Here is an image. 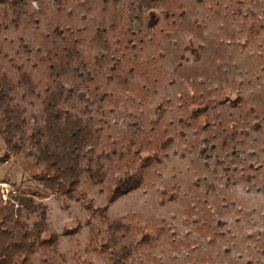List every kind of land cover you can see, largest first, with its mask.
Wrapping results in <instances>:
<instances>
[{"label":"rangeland","instance_id":"obj_1","mask_svg":"<svg viewBox=\"0 0 264 264\" xmlns=\"http://www.w3.org/2000/svg\"><path fill=\"white\" fill-rule=\"evenodd\" d=\"M25 5L15 24L0 0V72L16 81L20 66L33 86L18 85L14 103L30 124L41 118V58L59 25L99 60L91 80H65L77 86L64 105L95 128L91 165L105 174L82 175L75 198L34 197L50 235L30 264H264V0ZM4 152L0 136L2 206L11 190H40L23 168L30 157ZM133 157L150 158L142 184L109 201ZM37 219L22 210L29 226Z\"/></svg>","mask_w":264,"mask_h":264},{"label":"trees","instance_id":"obj_2","mask_svg":"<svg viewBox=\"0 0 264 264\" xmlns=\"http://www.w3.org/2000/svg\"><path fill=\"white\" fill-rule=\"evenodd\" d=\"M1 2L15 13L11 20L15 24L21 14L27 13L24 8L27 0ZM51 35L52 44L45 48V56L41 58L50 80L44 88L41 120L35 117L30 124L25 109L14 103L13 93L18 85L24 83L33 89L29 75L21 71L20 66L16 81L0 72V136L4 143V158L19 153L30 157L23 162V168L40 188L39 191L13 190L12 203L0 205V264H30L34 247L46 245L47 241L42 239L50 235L46 206L35 203L34 197L56 195L75 198L82 175H88L97 183H101L105 177L101 168L94 171L91 165V155L98 139L95 128L87 119L73 114L64 105L77 86H67L65 80L70 76L79 77L81 81L91 80L96 73L91 67L99 60L96 56L93 63L83 59L77 48V40L59 25L53 28ZM99 37L101 35L98 34L97 39ZM84 87L87 91V84ZM86 93L82 92L81 96ZM149 164V157L142 162L135 160V157L128 159L119 176L113 178L109 201L139 187ZM23 209L27 213H38V219L31 226L21 220ZM103 220L108 223L107 216H103ZM112 226L122 233L131 231L130 226L119 221L109 222L108 227ZM55 242L56 237L51 236L49 244Z\"/></svg>","mask_w":264,"mask_h":264},{"label":"built area","instance_id":"obj_3","mask_svg":"<svg viewBox=\"0 0 264 264\" xmlns=\"http://www.w3.org/2000/svg\"><path fill=\"white\" fill-rule=\"evenodd\" d=\"M0 187H1V189H0L1 195L4 196V189L2 188L3 186H0ZM11 192L14 193L13 190H11Z\"/></svg>","mask_w":264,"mask_h":264}]
</instances>
